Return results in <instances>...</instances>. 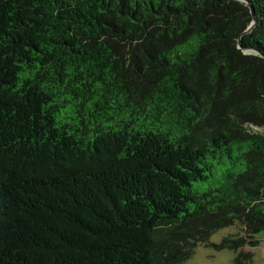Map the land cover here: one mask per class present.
Returning <instances> with one entry per match:
<instances>
[{"label":"trees","instance_id":"obj_1","mask_svg":"<svg viewBox=\"0 0 264 264\" xmlns=\"http://www.w3.org/2000/svg\"><path fill=\"white\" fill-rule=\"evenodd\" d=\"M254 52L264 0H0V264H177L233 224L216 248L258 242Z\"/></svg>","mask_w":264,"mask_h":264},{"label":"rangeland","instance_id":"obj_2","mask_svg":"<svg viewBox=\"0 0 264 264\" xmlns=\"http://www.w3.org/2000/svg\"><path fill=\"white\" fill-rule=\"evenodd\" d=\"M254 130H257L253 128ZM262 132L263 130L260 129ZM242 235L243 231L237 224L225 226L215 230L209 237L208 243H201L195 247L194 252L185 260L177 264H233V258L242 249L251 252V264H264V230L255 234L258 242L245 245L236 250L230 248H216L214 244L227 235Z\"/></svg>","mask_w":264,"mask_h":264},{"label":"water","instance_id":"obj_3","mask_svg":"<svg viewBox=\"0 0 264 264\" xmlns=\"http://www.w3.org/2000/svg\"><path fill=\"white\" fill-rule=\"evenodd\" d=\"M255 22V16H254V14H252V23H251V25L246 29V31H249L250 30V28H251V26H252V24ZM239 45H240V42H239ZM256 55H258V56H260V57H262V58H264V56L262 55V54H259V53H256V52H254Z\"/></svg>","mask_w":264,"mask_h":264}]
</instances>
